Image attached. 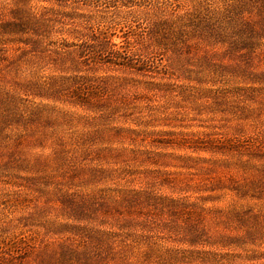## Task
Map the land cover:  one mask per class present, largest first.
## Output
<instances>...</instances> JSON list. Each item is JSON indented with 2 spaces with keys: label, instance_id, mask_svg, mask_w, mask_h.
I'll list each match as a JSON object with an SVG mask.
<instances>
[{
  "label": "rangeland",
  "instance_id": "rangeland-1",
  "mask_svg": "<svg viewBox=\"0 0 264 264\" xmlns=\"http://www.w3.org/2000/svg\"><path fill=\"white\" fill-rule=\"evenodd\" d=\"M0 264H264V0H0Z\"/></svg>",
  "mask_w": 264,
  "mask_h": 264
}]
</instances>
